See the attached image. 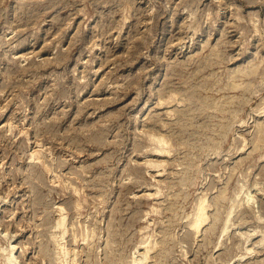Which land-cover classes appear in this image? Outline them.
Returning a JSON list of instances; mask_svg holds the SVG:
<instances>
[{"label": "rangeland", "instance_id": "1", "mask_svg": "<svg viewBox=\"0 0 264 264\" xmlns=\"http://www.w3.org/2000/svg\"><path fill=\"white\" fill-rule=\"evenodd\" d=\"M140 262L264 264V0H0V264Z\"/></svg>", "mask_w": 264, "mask_h": 264}, {"label": "bare ground", "instance_id": "2", "mask_svg": "<svg viewBox=\"0 0 264 264\" xmlns=\"http://www.w3.org/2000/svg\"><path fill=\"white\" fill-rule=\"evenodd\" d=\"M165 151V150H164ZM36 155V154H35ZM204 205V204H203ZM201 206V208L199 209L200 211H198L199 212V214H197L198 215V218H196L197 220H196V224H195V226H197V229L199 228V226L202 224V222L204 223L205 222V219L207 218L205 215H206V213H205V207L204 206ZM206 217V218H205ZM62 219V218H61ZM63 221V222H62ZM62 221H60V223L62 222V224L64 223V219L62 220ZM194 222V221H193ZM192 222V223H193ZM61 224V225H62ZM194 224V223H193ZM58 225H59V223H58ZM196 228V227H195ZM63 246V245H62ZM62 251V250H61ZM66 251H68L67 249H66ZM66 253V252H65ZM144 253V252H143ZM147 255H149V254H147ZM14 256V255H13ZM147 257V256H146ZM12 258V257H11ZM11 260V259H10ZM7 262H9V261H7ZM144 262V261H143ZM137 264H139V263H137ZM140 264H141V262H140ZM144 264V263H143Z\"/></svg>", "mask_w": 264, "mask_h": 264}]
</instances>
